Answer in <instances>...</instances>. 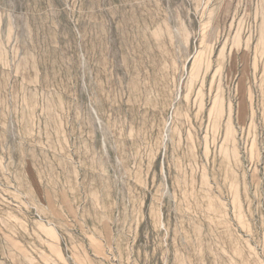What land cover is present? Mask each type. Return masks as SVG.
Wrapping results in <instances>:
<instances>
[{"label":"rangeland","instance_id":"1","mask_svg":"<svg viewBox=\"0 0 264 264\" xmlns=\"http://www.w3.org/2000/svg\"><path fill=\"white\" fill-rule=\"evenodd\" d=\"M198 3L0 0V264H264V0Z\"/></svg>","mask_w":264,"mask_h":264},{"label":"bare ground","instance_id":"2","mask_svg":"<svg viewBox=\"0 0 264 264\" xmlns=\"http://www.w3.org/2000/svg\"><path fill=\"white\" fill-rule=\"evenodd\" d=\"M200 6H202V7H204V8H206V7H208V6H210L211 5V0H199V3H198ZM196 8V7H195ZM210 8L208 7V10H209ZM207 10V15L209 14V11ZM197 14V13H196ZM206 15V16H207ZM193 73V72H192ZM193 75V74H192ZM179 88H180V86H179ZM178 91H179V89H178ZM186 93V92H185ZM179 96V95H178ZM177 96V97H178ZM185 96H187V94H185ZM176 97V98H177ZM171 104H173V103H171ZM171 106V105H170ZM172 107V106H171ZM214 109V108H213ZM169 112V111H168ZM171 115V117H172V113H168V117ZM166 125V124H165ZM164 136H167V135H164ZM164 140V139H163ZM221 147V146H220ZM259 256V255H258Z\"/></svg>","mask_w":264,"mask_h":264}]
</instances>
